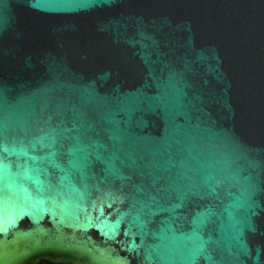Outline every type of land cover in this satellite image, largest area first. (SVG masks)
Returning <instances> with one entry per match:
<instances>
[{"label":"water","instance_id":"obj_1","mask_svg":"<svg viewBox=\"0 0 264 264\" xmlns=\"http://www.w3.org/2000/svg\"><path fill=\"white\" fill-rule=\"evenodd\" d=\"M0 264H264V0H0Z\"/></svg>","mask_w":264,"mask_h":264}]
</instances>
